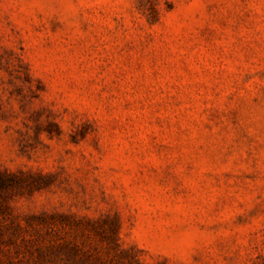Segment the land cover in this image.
Wrapping results in <instances>:
<instances>
[{
  "label": "rangeland",
  "instance_id": "obj_1",
  "mask_svg": "<svg viewBox=\"0 0 264 264\" xmlns=\"http://www.w3.org/2000/svg\"><path fill=\"white\" fill-rule=\"evenodd\" d=\"M0 173V264H264V0H0Z\"/></svg>",
  "mask_w": 264,
  "mask_h": 264
},
{
  "label": "trees",
  "instance_id": "obj_2",
  "mask_svg": "<svg viewBox=\"0 0 264 264\" xmlns=\"http://www.w3.org/2000/svg\"><path fill=\"white\" fill-rule=\"evenodd\" d=\"M12 178H15V177L11 176V175H4V174L0 173V214L3 212V210L5 209V206H6L2 192L14 184V181ZM10 239L11 238H9V240Z\"/></svg>",
  "mask_w": 264,
  "mask_h": 264
}]
</instances>
